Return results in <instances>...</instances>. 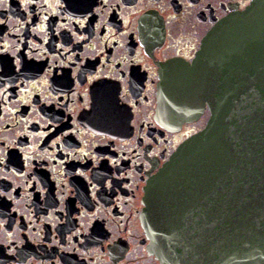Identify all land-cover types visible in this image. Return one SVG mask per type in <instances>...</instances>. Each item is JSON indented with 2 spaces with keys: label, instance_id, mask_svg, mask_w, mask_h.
Listing matches in <instances>:
<instances>
[{
  "label": "flooded vegetation",
  "instance_id": "obj_1",
  "mask_svg": "<svg viewBox=\"0 0 264 264\" xmlns=\"http://www.w3.org/2000/svg\"><path fill=\"white\" fill-rule=\"evenodd\" d=\"M240 3L0 0V264H165L146 185L209 110L167 126L157 83Z\"/></svg>",
  "mask_w": 264,
  "mask_h": 264
},
{
  "label": "water",
  "instance_id": "obj_2",
  "mask_svg": "<svg viewBox=\"0 0 264 264\" xmlns=\"http://www.w3.org/2000/svg\"><path fill=\"white\" fill-rule=\"evenodd\" d=\"M185 72L159 79L158 117L209 115L147 183L145 225L165 264H264V0L216 20Z\"/></svg>",
  "mask_w": 264,
  "mask_h": 264
},
{
  "label": "snow or ice",
  "instance_id": "obj_3",
  "mask_svg": "<svg viewBox=\"0 0 264 264\" xmlns=\"http://www.w3.org/2000/svg\"><path fill=\"white\" fill-rule=\"evenodd\" d=\"M28 3H33L34 4V0H25V4L27 5ZM44 3L47 4L48 0H44ZM57 4H60V0H56ZM254 4V0H242V3H240L239 5L236 6V8L238 9L236 12H239L241 14L246 13L248 10H250V8L253 6ZM69 6L71 7V4H69ZM89 15H91V12H89ZM45 20L48 19V17L44 18ZM86 19V17H85ZM0 23H3V21H0ZM41 28H43V25H40ZM6 49L0 48V52H5ZM13 56H15V53L12 54ZM190 60L192 58H189ZM16 65H19V58H16L15 61ZM9 64H12V61H9ZM192 64L190 63L189 66H191ZM17 72H19V67H17L15 69ZM103 101H100V104L102 105ZM65 135H67V133H64ZM43 135H47V132L43 133ZM57 139H59V137H57ZM56 141H53V143H55ZM0 163H2V161H0ZM83 173H81L82 175ZM10 252L12 251L11 249L9 250Z\"/></svg>",
  "mask_w": 264,
  "mask_h": 264
}]
</instances>
